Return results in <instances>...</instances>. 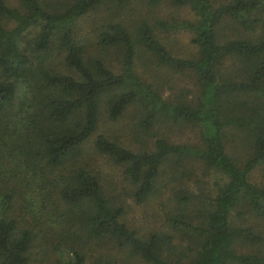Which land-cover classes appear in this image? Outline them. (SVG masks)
<instances>
[{
    "label": "trees",
    "instance_id": "obj_1",
    "mask_svg": "<svg viewBox=\"0 0 264 264\" xmlns=\"http://www.w3.org/2000/svg\"><path fill=\"white\" fill-rule=\"evenodd\" d=\"M163 4L174 11L153 15ZM167 30L194 53L177 55ZM19 81L33 95L16 108ZM128 108L136 149L101 125ZM186 125L197 144L152 132ZM89 149L135 202L169 194L168 231L126 222ZM20 167L55 194L62 227L48 235L16 212L5 182L0 264H264V0H0V183ZM196 168L214 176L199 198L185 186ZM93 247L106 254L88 260Z\"/></svg>",
    "mask_w": 264,
    "mask_h": 264
},
{
    "label": "rangeland",
    "instance_id": "obj_2",
    "mask_svg": "<svg viewBox=\"0 0 264 264\" xmlns=\"http://www.w3.org/2000/svg\"><path fill=\"white\" fill-rule=\"evenodd\" d=\"M12 2L13 0H10V3ZM172 11L174 10L163 4L159 10L153 13V15H168ZM176 14L186 16L190 19L192 17V13L188 12V10H179ZM85 22H87V25L84 24L86 26L85 29H87L90 25V20L87 19ZM160 35L166 36V41L169 42H167L168 45L177 55H192L194 53V50H192V47L188 44V35L180 30H167L166 32L160 31ZM108 64L112 70H118V59L112 53L108 56ZM161 77L163 78V81H167L168 83H170V80L175 81V85L177 86L179 83L181 84V82L188 85H190L191 82L187 79L180 78L181 75L174 74L173 72H169L168 75L164 73L163 76L161 74ZM168 93L169 91H164L163 96ZM16 103L17 101L15 98L13 106H16ZM131 116V110L128 108L124 115L115 122H111L103 116L101 125L102 127H110L115 130V136L119 140H123L124 144L128 147L136 149L138 148L141 139L133 136V120L131 119ZM152 132L153 134L168 135L172 142L186 144H197L198 142V127L194 125H186V127L181 129L168 126H161L159 128L154 127ZM88 152L94 158L92 165L102 175L104 185H108L110 192L123 202L124 219L126 222L143 232L155 230L168 231L164 217L165 213L170 209L172 201L168 200L167 196H169V194L167 192L162 190L160 194H154L142 203L135 202L128 192L122 191V186L126 182L120 177V168L111 164L106 158L98 157L96 154L92 153L91 149H89ZM6 162L7 161L3 162V164L5 165ZM9 167L10 165H7L6 168L9 169ZM213 178L214 176L212 174L209 176L203 175V168H196L193 175L185 180V186L194 195H198L199 198L203 195V187L206 188L208 186L207 184H203V182L209 180L207 183H212ZM250 180L260 182L262 178L258 173L253 172L250 176ZM5 182L7 183L6 186L15 188L14 209L16 212L19 211L20 214L25 219L30 220V222L32 221L41 224L48 235L53 232L57 233L58 230H60L62 227V221L59 219V213H56V210L59 209V206L56 204V196L51 189L43 188V179H36L29 171H23L22 167H20L16 173L15 179L9 177L8 180H3L2 183H0L2 188L5 186ZM174 243H178L179 245L177 246V249H180L183 252H185L186 246L193 248L190 239L180 240L179 237L176 236L174 238ZM102 250L103 247H93L86 255L87 259L92 260L94 256L98 255L104 256L106 253Z\"/></svg>",
    "mask_w": 264,
    "mask_h": 264
},
{
    "label": "clouds",
    "instance_id": "obj_3",
    "mask_svg": "<svg viewBox=\"0 0 264 264\" xmlns=\"http://www.w3.org/2000/svg\"><path fill=\"white\" fill-rule=\"evenodd\" d=\"M21 84H23V81H19L17 87L14 88V96L17 101L16 108H19L21 102H30L33 95L31 89L27 85L21 87Z\"/></svg>",
    "mask_w": 264,
    "mask_h": 264
}]
</instances>
